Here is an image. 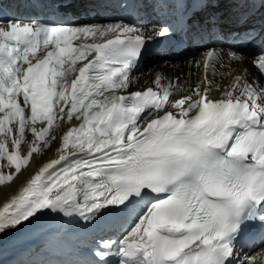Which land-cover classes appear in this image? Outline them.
Masks as SVG:
<instances>
[{
    "label": "snow or ice",
    "instance_id": "1",
    "mask_svg": "<svg viewBox=\"0 0 264 264\" xmlns=\"http://www.w3.org/2000/svg\"><path fill=\"white\" fill-rule=\"evenodd\" d=\"M95 2L0 15V188L59 144L0 204V235L51 212L103 218L83 264H255L241 253L264 241V82L230 69L250 61L264 77V47L246 51L264 41V0H158L167 19L151 27L99 18ZM204 33L214 41L189 61L202 76L137 87L149 45Z\"/></svg>",
    "mask_w": 264,
    "mask_h": 264
},
{
    "label": "bare ground",
    "instance_id": "2",
    "mask_svg": "<svg viewBox=\"0 0 264 264\" xmlns=\"http://www.w3.org/2000/svg\"><path fill=\"white\" fill-rule=\"evenodd\" d=\"M112 8L113 9H122L124 13H127L130 19H133L137 15V0H127V7H121V4L124 0H112ZM146 3L148 0H143ZM149 2V1H148ZM154 3V0L152 1ZM143 11L144 8H143ZM236 64L232 66L230 71L232 75L239 74V68L235 67ZM191 71V72H190ZM156 73H161L169 78H173V76H180L182 79L187 78L189 73H194L196 76H202L203 70L192 67L191 63L182 62L177 63L175 67H166L163 64L159 65H151L148 69H146L139 76V84L138 88H143L145 86H150L152 81L155 78ZM172 74V75H171ZM147 76V77H146ZM146 77V78H143ZM258 78L261 79V76L258 75ZM232 80V76H228L224 81L225 85H227ZM216 94L215 96H218ZM178 98V97H177ZM78 121H73V124H78ZM66 130V129H65ZM63 132H60L59 135H62ZM59 146L58 141L53 142L51 150L47 151L46 154L39 159L36 154H34L32 162L29 166V170L24 172L19 179L11 186V187H2L0 188V204L5 202L8 198H10L13 194H15L19 188L22 186L24 182L34 172L38 169V165L47 162L48 159L56 158L55 149ZM47 221L40 225L42 221ZM103 218L95 225L85 226L83 223L77 222L76 220H70L69 218H65L62 214L47 212L46 215L40 216L38 219L32 220L31 223L24 222L22 226L17 227L15 230H11L6 232L3 235H0V262L2 260L8 259L11 256V253L17 251L19 246L25 247L23 241L26 242H35L36 244H42L52 247L53 244H56L59 241L72 240L69 242L71 248L74 249V252L77 255L84 254L82 250L85 245L90 246L94 244L95 241L103 236L95 237L94 234L97 230L101 234H108L107 231L103 227ZM32 227L36 228H30ZM57 229H61V232H58ZM99 234V233H98ZM14 235L13 237H11ZM262 262H264V249L262 251ZM34 261L39 262V264H43L47 262V260L43 258H35ZM27 263V261H26ZM32 264H35L34 262Z\"/></svg>",
    "mask_w": 264,
    "mask_h": 264
}]
</instances>
